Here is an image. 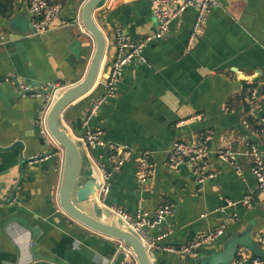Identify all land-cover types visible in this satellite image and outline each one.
I'll list each match as a JSON object with an SVG mask.
<instances>
[{"label":"crops","instance_id":"1","mask_svg":"<svg viewBox=\"0 0 264 264\" xmlns=\"http://www.w3.org/2000/svg\"><path fill=\"white\" fill-rule=\"evenodd\" d=\"M59 1L57 28L34 34L27 0H0V35L7 39L0 46V264H112L118 252L116 240L61 211L63 153L48 147L37 131L40 100L17 92L18 83L69 86L86 73L94 42L75 21L85 0ZM195 15L188 7L162 38L147 42L144 62L125 67L114 97L86 127L102 130L106 144L128 153L111 159L106 147L88 152L81 145V177L90 176L92 164L105 169L108 206L131 216L143 211L153 217L161 206H171V216L144 231L145 242L154 243L148 252L152 264H207L223 250L228 234L249 236L253 243L239 246L232 264H252L255 257L264 264V191L257 189L249 160L253 148L264 154V134L256 128L264 118V0H218L188 48ZM94 18L107 48L94 88L63 113L75 137L83 132L80 121L90 105L104 93L117 34L138 42L157 29L149 0H105ZM253 88L260 106L251 113L245 97ZM206 131L212 132L211 153L170 170L173 143L200 145ZM223 148L235 151L239 174L215 155ZM141 152H149L153 164L145 186L136 179ZM116 163L120 167L113 170ZM248 196L250 207L244 204ZM223 225L222 236L196 248L197 259L164 249H179ZM122 264L136 261L130 257Z\"/></svg>","mask_w":264,"mask_h":264},{"label":"built area","instance_id":"2","mask_svg":"<svg viewBox=\"0 0 264 264\" xmlns=\"http://www.w3.org/2000/svg\"><path fill=\"white\" fill-rule=\"evenodd\" d=\"M151 6V13L157 22V29L151 38H145L142 41H132L125 34H117L115 46L116 54L114 60L111 64V70L107 81L104 85V93L100 95L89 107L84 118L81 120V126L83 129L82 134L76 138L80 140L83 146L88 152L95 148L106 147L110 152V158L115 159L116 157L128 153L126 148L120 147L115 144H106L103 141V132L100 129H91L86 127L90 118L95 115L102 105L109 99L114 97L116 92V86L121 81L124 69L126 66L136 63L144 62L143 50L148 41L151 39H160L169 31L170 25L173 20L178 18L188 7L195 9L196 15L192 26L190 36L188 38L187 47L191 48L196 41L197 35L202 28L203 24L207 19L208 13L218 6V0H149ZM27 11L32 18V25L34 28V34H43L49 30H54L57 28L56 21L62 11V4L59 0H27ZM77 25L84 31L82 25L80 24L79 17L76 18ZM68 25V23H66ZM7 42L5 36L0 35V46ZM66 86L60 84H47L40 88H33L28 84H17V92L20 97H29L33 99L40 100V105L37 110L36 117V127L39 135L41 136L44 143L59 150L62 154V148L56 143L51 134L49 133L47 126V117L49 109L53 103L56 94L61 91ZM256 89H251L246 97V103L249 107V112H253L255 109L259 108V98ZM196 117L192 118L195 119ZM264 127V118L261 119L260 124ZM212 132L206 131L199 135L201 141L200 145H195L193 143L186 144L184 142L175 141L172 145L169 161L167 167L170 170H176L181 163H196L201 161L206 157L211 150L207 146V142L211 139ZM129 151H131L129 149ZM215 155L223 162L232 167L238 174L241 172V167L236 159L237 155L235 151L229 148L219 149L215 152ZM250 169L255 177L257 189L259 191H264V154L258 152L255 148L252 149L249 154ZM121 163H116L113 170H117ZM100 175H101V186L98 191V201L103 204L104 200L107 198L109 191L107 180L109 179V174L105 169L96 165ZM153 171V164L150 158L149 152H141L138 159L136 179L141 186H145ZM198 169L196 175H199V182H202L201 178L203 172H199ZM252 199L250 196L244 199V204L251 206ZM107 207L110 209L112 214L120 219L126 227L131 229L138 237L145 242L144 231L147 228H154L164 217L171 216L173 210L171 206L164 205L161 206L153 217H150L148 213L139 211L134 216H131L122 209L112 205ZM225 226H221L211 234H201L196 237V239L188 245H185L179 249L164 248L168 252L178 254L180 256H189L192 259H197L198 254L196 253V248L204 243L214 241L216 238L220 237L224 233ZM264 245V238L260 240ZM147 252H149L153 247L154 243H147ZM32 245V243H31ZM117 251H124L126 254V259L131 257V253L123 247V244L118 242ZM249 256L246 255L245 259ZM252 264H262L260 257H255L252 260Z\"/></svg>","mask_w":264,"mask_h":264},{"label":"water","instance_id":"3","mask_svg":"<svg viewBox=\"0 0 264 264\" xmlns=\"http://www.w3.org/2000/svg\"><path fill=\"white\" fill-rule=\"evenodd\" d=\"M105 0H85L79 19L84 31L94 42L93 52L88 68L83 78L59 91L49 109L47 126L49 133L63 150V169L58 191V204L61 211L72 221L96 234L111 238L123 244L125 250L131 253L136 264H152L147 252L146 243L107 207L108 198L101 204L98 201V191L101 186V175L92 164L90 176L83 180L82 172V142L78 140L65 125L63 113L73 102L88 94L95 86L104 55L107 40L104 32L96 22L94 13ZM239 246H253L249 236L238 237V234H228L224 240V248L211 254L207 264H232L238 254ZM124 251H118L112 264H122L126 261ZM33 264H54L39 261Z\"/></svg>","mask_w":264,"mask_h":264},{"label":"trees","instance_id":"4","mask_svg":"<svg viewBox=\"0 0 264 264\" xmlns=\"http://www.w3.org/2000/svg\"><path fill=\"white\" fill-rule=\"evenodd\" d=\"M4 1L7 2V0H4ZM2 6H3V4H0V7H2ZM248 88H252V86H251V87H248ZM248 88H247V89H248ZM245 98H246V97H245ZM247 108H249V107H248V105L246 104V109H247ZM80 122H81V121H80ZM80 124H81V123H80ZM256 128L264 134V127H263L262 125H258Z\"/></svg>","mask_w":264,"mask_h":264}]
</instances>
